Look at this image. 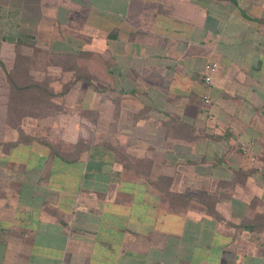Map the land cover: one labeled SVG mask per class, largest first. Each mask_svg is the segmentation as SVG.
<instances>
[{
  "label": "crops",
  "instance_id": "crops-1",
  "mask_svg": "<svg viewBox=\"0 0 264 264\" xmlns=\"http://www.w3.org/2000/svg\"><path fill=\"white\" fill-rule=\"evenodd\" d=\"M19 50L92 65L45 70L73 105L0 94V264H264V0H0L1 73Z\"/></svg>",
  "mask_w": 264,
  "mask_h": 264
},
{
  "label": "rangeland",
  "instance_id": "rangeland-1",
  "mask_svg": "<svg viewBox=\"0 0 264 264\" xmlns=\"http://www.w3.org/2000/svg\"><path fill=\"white\" fill-rule=\"evenodd\" d=\"M19 50V53H18V57L15 61V65L13 66L12 69H10L9 73L6 69H4V74L3 72L1 73L0 72V94L1 95H4L6 94V92H9L8 91V85L9 86H13L14 82H16L18 85H21L23 87H25L26 89L25 90H21V93L20 92H14L13 89L11 88V91L9 92V96L11 95V99H17L18 102L20 101L21 103V114L23 116H27L28 115V111L29 109L25 108L26 106H29V103H31V99H32V102H35V105L39 107V111L36 110V108H32L34 110V114L36 115V112H38L39 114H44L45 111H48L45 107H47L49 105V102L50 100L52 99L50 94L49 93H45V92H42L41 90H37L36 88V91H32V94H29V91H28V88L29 86H34L35 83L39 82L40 84H52V85H55V86H58L60 85V83L64 80L65 81V86H71L73 87L74 91L70 93V101H71V104L73 105L74 102H78L79 100H81V98H83L85 96V92L84 90L80 89V86H79V83L78 81H81L78 80V78L70 75V77H61L58 75H54V76H47L46 73L48 72H45V70L48 68V67H54V65H57V64H60L61 62L63 63H69L71 64V62L76 63L77 64V67L80 65L83 66V67H86V68H81L82 70H87L89 68V66L92 65V61L90 60H86L85 62H81L80 61V65L79 64V61H78V58H76L75 56L74 57H65L64 59H62L61 57L60 58H52V59H49V60H44L42 58L45 57L43 54L42 56H40L39 53H37V50H34L35 52V55H34V60L33 62H31V60H29V56L28 55H24L26 53H24V51H21ZM26 52H31L30 49ZM82 59H88V58H85V57H82ZM31 65H33L32 67L36 68L37 69V73L35 74V76H32L30 77L29 76V68L31 67ZM78 67V68H79ZM88 71V70H87ZM36 80H38L36 82ZM84 80V79H83ZM82 80V81H83ZM90 82H81V83H84L85 85H93V80L91 78V80H88ZM38 84V83H37ZM88 95V94H86ZM109 94H107L105 97H108ZM8 96V98H9ZM58 99H61V98H58ZM71 105V106H72ZM36 110V111H35ZM53 112H56L57 110L53 109L52 110ZM85 110L83 109H79L78 105H77V108H71L69 109V114H70V117H71V120H73L77 115H80L81 118H90L92 117V114H90L88 112V114H85L84 113ZM21 115V116H22ZM27 126V125H26ZM29 127V126H28ZM60 127L61 126H54L53 128H50L49 131L47 132V130L45 131L44 130V134L41 135V133H37L39 137L45 139V141H49L50 142H53V141H56L58 138L56 137H60L61 135V130H60ZM82 128L85 130V133L88 132V134H92V130H93V126L92 125H87L85 124L84 126H78L76 125V123H73L71 122V124L69 125V129H70V133H74V135L77 134V130L78 128ZM65 126H64V132H65ZM56 136V137H55ZM88 137V135H86ZM92 136V135H91ZM89 138V137H88ZM92 138V137H91ZM87 139L86 141L88 142V144L90 145L92 139ZM55 144V143H54Z\"/></svg>",
  "mask_w": 264,
  "mask_h": 264
},
{
  "label": "built area",
  "instance_id": "built-area-1",
  "mask_svg": "<svg viewBox=\"0 0 264 264\" xmlns=\"http://www.w3.org/2000/svg\"><path fill=\"white\" fill-rule=\"evenodd\" d=\"M218 69V64L217 63H208L205 65L204 68V76H203V81L206 84H210L212 81V77L213 74L217 71ZM206 102H210V98L208 96L205 97ZM254 147V143L253 142H249L247 144H242L240 146V151L242 152V154H244L245 156H250L252 150ZM251 160H255V158L250 157Z\"/></svg>",
  "mask_w": 264,
  "mask_h": 264
},
{
  "label": "trees",
  "instance_id": "trees-1",
  "mask_svg": "<svg viewBox=\"0 0 264 264\" xmlns=\"http://www.w3.org/2000/svg\"><path fill=\"white\" fill-rule=\"evenodd\" d=\"M82 79V78H81ZM84 79H86V80H91V78L90 77H84ZM36 86H37V84H35Z\"/></svg>",
  "mask_w": 264,
  "mask_h": 264
}]
</instances>
